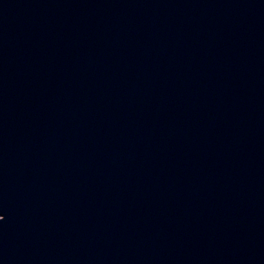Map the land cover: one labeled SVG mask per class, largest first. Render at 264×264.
<instances>
[{"label":"water","instance_id":"1","mask_svg":"<svg viewBox=\"0 0 264 264\" xmlns=\"http://www.w3.org/2000/svg\"><path fill=\"white\" fill-rule=\"evenodd\" d=\"M0 264H264V0H0Z\"/></svg>","mask_w":264,"mask_h":264},{"label":"clouds","instance_id":"2","mask_svg":"<svg viewBox=\"0 0 264 264\" xmlns=\"http://www.w3.org/2000/svg\"><path fill=\"white\" fill-rule=\"evenodd\" d=\"M3 219V217H0V220H2Z\"/></svg>","mask_w":264,"mask_h":264}]
</instances>
